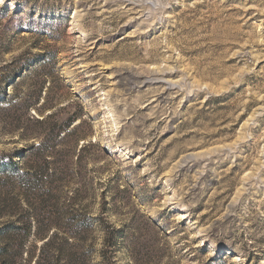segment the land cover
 Instances as JSON below:
<instances>
[{
  "label": "rangeland",
  "instance_id": "374dc122",
  "mask_svg": "<svg viewBox=\"0 0 264 264\" xmlns=\"http://www.w3.org/2000/svg\"><path fill=\"white\" fill-rule=\"evenodd\" d=\"M0 264H264V0H0Z\"/></svg>",
  "mask_w": 264,
  "mask_h": 264
},
{
  "label": "trees",
  "instance_id": "16d2710c",
  "mask_svg": "<svg viewBox=\"0 0 264 264\" xmlns=\"http://www.w3.org/2000/svg\"><path fill=\"white\" fill-rule=\"evenodd\" d=\"M116 230L113 231V233H115Z\"/></svg>",
  "mask_w": 264,
  "mask_h": 264
}]
</instances>
